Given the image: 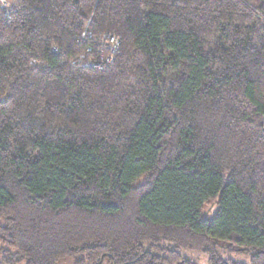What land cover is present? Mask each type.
<instances>
[{"label": "trees", "instance_id": "16d2710c", "mask_svg": "<svg viewBox=\"0 0 264 264\" xmlns=\"http://www.w3.org/2000/svg\"><path fill=\"white\" fill-rule=\"evenodd\" d=\"M86 28L119 37L112 65L75 63ZM0 243L1 264H264V0L0 8Z\"/></svg>", "mask_w": 264, "mask_h": 264}, {"label": "built area", "instance_id": "2783aa9c", "mask_svg": "<svg viewBox=\"0 0 264 264\" xmlns=\"http://www.w3.org/2000/svg\"><path fill=\"white\" fill-rule=\"evenodd\" d=\"M10 0H0V8L7 12ZM84 41L92 42L86 51L74 59L75 63L85 68L105 69L114 62L115 55L120 47L119 37L110 31L95 33L90 29L83 31Z\"/></svg>", "mask_w": 264, "mask_h": 264}, {"label": "rangeland", "instance_id": "374dc122", "mask_svg": "<svg viewBox=\"0 0 264 264\" xmlns=\"http://www.w3.org/2000/svg\"><path fill=\"white\" fill-rule=\"evenodd\" d=\"M216 208H217L216 200H211L209 203L205 204V206L202 208L201 218L210 219L214 214ZM0 247H1V243H0ZM181 253L183 254L184 257L196 262L197 264H207L206 255L200 251L185 249V250H181ZM223 256L230 257L240 262L249 261V256L247 254L240 253L237 251H230V252L224 251ZM75 260L76 257L62 258L58 261L57 264H73ZM0 264H1V252H0ZM18 264H23V263H18ZM103 264H109V263L105 261Z\"/></svg>", "mask_w": 264, "mask_h": 264}]
</instances>
